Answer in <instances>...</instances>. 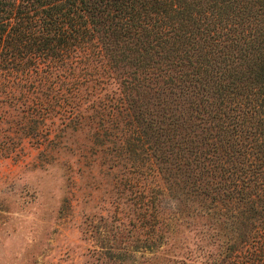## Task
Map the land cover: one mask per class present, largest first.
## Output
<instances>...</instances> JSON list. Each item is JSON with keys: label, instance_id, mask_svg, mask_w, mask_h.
I'll list each match as a JSON object with an SVG mask.
<instances>
[{"label": "trees", "instance_id": "1", "mask_svg": "<svg viewBox=\"0 0 264 264\" xmlns=\"http://www.w3.org/2000/svg\"><path fill=\"white\" fill-rule=\"evenodd\" d=\"M63 128L136 181L94 264H264V0H0V154Z\"/></svg>", "mask_w": 264, "mask_h": 264}, {"label": "rangeland", "instance_id": "2", "mask_svg": "<svg viewBox=\"0 0 264 264\" xmlns=\"http://www.w3.org/2000/svg\"><path fill=\"white\" fill-rule=\"evenodd\" d=\"M58 138L46 156L26 139L15 154H0V264H94L97 229L131 215L136 181L127 167L110 166L85 130L63 128ZM139 180L163 186L159 175ZM201 221L189 218V239Z\"/></svg>", "mask_w": 264, "mask_h": 264}]
</instances>
